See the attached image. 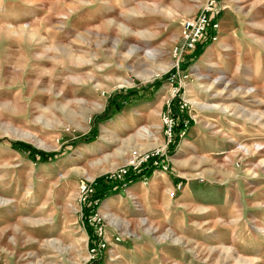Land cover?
I'll return each mask as SVG.
<instances>
[{
  "label": "rangeland",
  "instance_id": "374dc122",
  "mask_svg": "<svg viewBox=\"0 0 264 264\" xmlns=\"http://www.w3.org/2000/svg\"><path fill=\"white\" fill-rule=\"evenodd\" d=\"M0 264H264V0H0Z\"/></svg>",
  "mask_w": 264,
  "mask_h": 264
},
{
  "label": "built area",
  "instance_id": "2783aa9c",
  "mask_svg": "<svg viewBox=\"0 0 264 264\" xmlns=\"http://www.w3.org/2000/svg\"><path fill=\"white\" fill-rule=\"evenodd\" d=\"M215 14H217V12L215 11V2L211 1L202 8L198 15L192 18H188L182 23L181 36L178 44L173 50V55L175 57L179 58L180 56H182L183 53H193L207 37L209 31H216L218 29L219 25L217 20L215 19ZM166 134L169 138L172 135V126L170 123L167 124ZM151 157L152 156H149L148 154H143L133 158L127 164V166L112 172L108 176V180H123L130 174L131 171H136L139 173L140 170L148 164ZM89 192L90 188L86 184H82L80 186L79 201L81 203L85 202V197L88 195ZM95 217H93L92 220H94ZM96 221L97 223L100 222L99 219ZM97 236L98 238L96 239V242H94V244L90 246L89 249L91 259H95L98 255V251H100L101 248L105 246L104 241L101 240V228L98 229Z\"/></svg>",
  "mask_w": 264,
  "mask_h": 264
},
{
  "label": "trees",
  "instance_id": "16d2710c",
  "mask_svg": "<svg viewBox=\"0 0 264 264\" xmlns=\"http://www.w3.org/2000/svg\"><path fill=\"white\" fill-rule=\"evenodd\" d=\"M211 33H213L212 31L207 35V39L204 41V42H202V44L201 45H199V48H200V50L202 49V48H204L205 46H207L210 42H211V40L214 38V35L213 34H211ZM200 53V52H199ZM170 76H168L167 78H169ZM108 111V110H107ZM106 111V112H107ZM174 129H177V128H182V123H180L181 121V118H180V115H179V112H175V114H174ZM83 139V141H86L87 143H90V142H92V141H94V137H93V135L91 134L90 135V133L86 136V137H84V138H82ZM17 146L19 147V148H21V149H25V150H28L31 154H32V156H34V157H38L39 158V161H41V162H43V163H45V162H48L52 157H53V155H50V154H46V153H42V152H38V151H36V150H34V149H32V148H30V147H27V146H25V145H22V144H17ZM130 179V178H129ZM128 178H127V180H125V181H128L129 180ZM131 181V180H130ZM100 183V182H99ZM117 183V182H116ZM120 184V183H119ZM106 186H108L107 184H105ZM95 209H90V211H94ZM93 213V212H92ZM90 233H91V231H90Z\"/></svg>",
  "mask_w": 264,
  "mask_h": 264
}]
</instances>
